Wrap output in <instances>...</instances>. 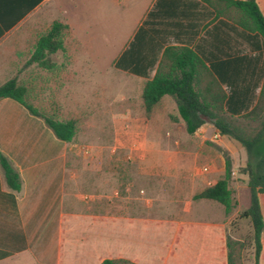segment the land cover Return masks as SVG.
Returning <instances> with one entry per match:
<instances>
[{
  "label": "rangeland",
  "instance_id": "rangeland-1",
  "mask_svg": "<svg viewBox=\"0 0 264 264\" xmlns=\"http://www.w3.org/2000/svg\"><path fill=\"white\" fill-rule=\"evenodd\" d=\"M60 6L61 0H55L40 9L2 41L0 80L17 76L32 95L40 92L41 98L53 92L64 115L76 118L77 133L68 154L66 207L100 216L142 214L186 224H220L232 255L227 264H255L253 221L244 216L253 203L245 169L248 155L240 149L228 150L214 133L200 128L189 134L186 125L178 123L158 130L166 122L163 103L147 114L137 102L138 114L133 117L138 125L128 126L124 95L141 92V83L116 69L112 57L134 17L135 4L121 17L112 11L90 22L102 44L114 52L108 61L98 43L89 42L88 34H81L88 41L83 47L71 33L66 35L67 50L52 56L54 70L27 65L35 40L54 20L62 21ZM228 160L233 195L229 213L216 201L194 198L212 185L221 168L224 177Z\"/></svg>",
  "mask_w": 264,
  "mask_h": 264
},
{
  "label": "crops",
  "instance_id": "crops-1",
  "mask_svg": "<svg viewBox=\"0 0 264 264\" xmlns=\"http://www.w3.org/2000/svg\"><path fill=\"white\" fill-rule=\"evenodd\" d=\"M54 1L0 0V45L10 32ZM257 1L264 13V0ZM134 4V17L129 27L124 28L122 43L112 57L116 69L141 83V92L124 95V115L129 118L130 128L138 125L133 117L138 114L137 102L143 111V86L155 76L164 50L169 46H188L206 55L212 49L210 32L214 17L212 8L202 0H61V20L70 26L77 45L80 42L85 47L88 41L81 34H88L89 42L96 41L108 61L114 52L102 44L90 22L112 11L121 17ZM138 30L141 42L133 50L139 52V62L129 54ZM239 46L245 45L238 37L230 43H221V48L228 52L230 47ZM124 51L125 59L120 60ZM154 56L158 61L152 65ZM118 63L120 67H116ZM9 79L0 80V86ZM159 103L165 105L162 113L166 122L158 130L173 128L178 123L186 125L182 119H175L179 114L174 97L165 95ZM200 129L214 133V137L219 132L212 123H205ZM216 140L230 151L240 149L247 157V151L236 140L222 134ZM71 148L72 143L59 139L44 119L12 98H0V152L18 171L22 183L19 190L11 188L0 163V264H102L106 258H127L137 264H149L158 259V254H148V222L169 220L150 219L142 214L100 216L66 207ZM215 173L217 176L210 184L222 177L224 168Z\"/></svg>",
  "mask_w": 264,
  "mask_h": 264
},
{
  "label": "trees",
  "instance_id": "trees-1",
  "mask_svg": "<svg viewBox=\"0 0 264 264\" xmlns=\"http://www.w3.org/2000/svg\"><path fill=\"white\" fill-rule=\"evenodd\" d=\"M213 10L211 51L206 55L188 46L167 47L158 63L155 76L142 89L143 108L151 114L163 96L171 95L178 106V118L194 134L203 124L212 123L222 134L240 142L247 151L246 170L252 190V207L244 216L253 221L256 251L255 264H264V13L257 0H202ZM68 24L55 20L33 45L27 65L51 71L57 66L52 56L67 50ZM244 41V47L221 48V43ZM140 30L131 43L129 54L140 61ZM127 51V50H126ZM123 52L120 60L125 59ZM133 54V55H132ZM136 54V55H135ZM158 57L152 58V65ZM208 63V64H207ZM116 67H120L119 63ZM9 97L39 116L55 135L72 143L77 120L65 116L55 93L35 96L13 76L0 86V98ZM34 99V100H33ZM0 163L8 185L19 190L21 178L10 160L0 152ZM232 166L226 163L224 177L194 195L195 199L213 200L233 208L230 188ZM103 221V217H100ZM148 254H158L149 264H227L225 229L217 224H186L170 221L148 222ZM164 253H162V248ZM102 264H137L127 258H106Z\"/></svg>",
  "mask_w": 264,
  "mask_h": 264
},
{
  "label": "built area",
  "instance_id": "built-area-1",
  "mask_svg": "<svg viewBox=\"0 0 264 264\" xmlns=\"http://www.w3.org/2000/svg\"><path fill=\"white\" fill-rule=\"evenodd\" d=\"M215 139H220L221 138V133L218 132L217 134H215ZM205 170H207V168H205Z\"/></svg>",
  "mask_w": 264,
  "mask_h": 264
}]
</instances>
